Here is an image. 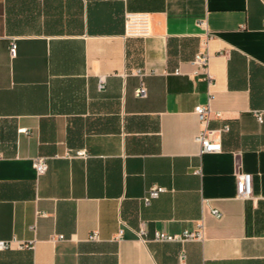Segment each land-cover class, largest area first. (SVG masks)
<instances>
[{
  "label": "crops",
  "instance_id": "1",
  "mask_svg": "<svg viewBox=\"0 0 264 264\" xmlns=\"http://www.w3.org/2000/svg\"><path fill=\"white\" fill-rule=\"evenodd\" d=\"M128 10L149 36L124 35ZM208 94L218 152L196 140ZM0 154V264H264V0H0Z\"/></svg>",
  "mask_w": 264,
  "mask_h": 264
},
{
  "label": "built area",
  "instance_id": "2",
  "mask_svg": "<svg viewBox=\"0 0 264 264\" xmlns=\"http://www.w3.org/2000/svg\"><path fill=\"white\" fill-rule=\"evenodd\" d=\"M150 34V17L149 13L146 11H125L124 13V35L127 37L145 38ZM9 52L11 55L15 54L16 44L14 40L9 42ZM207 53L198 52L195 55L194 62L200 67H205L207 63ZM134 73L140 78V83L134 90V95L136 97H145L147 94L146 87L142 81V76L144 75V70L142 68H136ZM207 77L208 74H207ZM103 81H99L98 87L101 89L103 87ZM210 98L211 94H208L207 100L203 103L194 106V111L200 116V122L202 127L196 135V140L200 145V152H218L221 150L220 133L222 131L228 130V124H224L218 129H212L208 127V117L211 112L210 108ZM215 115L219 116L220 112L216 111ZM257 119L261 120L260 113H256ZM69 155V154H68ZM73 155L85 156V151L83 149H77L74 151ZM1 156V154H0ZM32 166L35 169L36 174H43L48 167L47 160L44 156H36L32 160ZM199 170H194L198 172ZM236 193L237 196L241 198H247L251 195V181L250 174L243 171L236 172ZM165 188L159 185H153L149 187L142 196V201L148 204L150 200L157 197L158 194L164 191ZM211 212L219 216V211L216 208H212ZM123 232L122 228H119L117 235L120 236ZM135 235L142 241L148 240V233L145 225L141 222L139 226L134 230ZM97 237L96 232H91L89 238L95 239ZM56 238H63L62 234H57ZM152 239L160 241H179L184 242L187 240H194L202 238L201 225L198 224L193 230H182L181 232H165L160 230H155L152 234ZM9 246L7 240H0V249ZM186 253L184 249H181L178 253V264H186L185 262Z\"/></svg>",
  "mask_w": 264,
  "mask_h": 264
}]
</instances>
